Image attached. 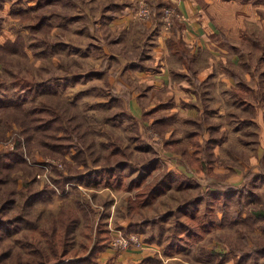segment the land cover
<instances>
[{"label":"rangeland","instance_id":"obj_1","mask_svg":"<svg viewBox=\"0 0 264 264\" xmlns=\"http://www.w3.org/2000/svg\"><path fill=\"white\" fill-rule=\"evenodd\" d=\"M41 1V9L46 16L54 15L49 20L52 27L47 34L30 32L28 28L20 29L21 11L29 8L35 10L37 0H0V130L6 129L8 116L21 117V108L16 103L26 102L30 107L35 102L51 103V100L60 98L74 108L78 120L89 125L92 132L89 131L87 138L94 139L93 147L102 150L100 154H110L115 146L125 153L126 156H121L125 165L121 173L125 175L126 184L144 181L143 185H148L168 173L172 185L168 192L138 213L129 211L127 207L128 197L137 192V188L114 190L92 183L67 182L64 190H61L50 179V162H56L54 159L57 162L64 160L43 156L42 150H46V147L38 144V138L49 140L51 138L46 135L55 134L56 139L60 140L58 143L72 142L79 147L82 143L61 140L59 137L64 132L49 128L32 132L29 139L31 151H28L21 135L22 129L16 120L12 121L5 139H0V142L10 138L15 147V137H20L25 161L16 163L10 170L13 177L18 175L19 178L16 182L10 181L1 186L0 195L5 194L6 189L19 190L24 178L43 194L35 201L24 221H12V217L18 214L15 206L1 215L5 223L0 227V247L22 249L20 240H24L23 235H37L35 227L25 222L34 220L32 214L42 212L43 217L38 224L41 226L50 213L58 212L63 205H72L81 215L73 236L72 252L75 253L72 256L82 257V245L92 232L86 224L95 227L102 217L112 238L115 234L123 233L121 227L136 223V232L143 244L128 251L141 252L139 257L142 254L143 259L149 257L150 264H237L241 255L234 251V247L241 243L238 240L240 231L237 223H229L223 211L236 214L233 212V199L238 195L242 197L240 204L243 209L251 205L247 202L250 200L247 194L259 195L260 201L264 202V115L255 117L251 111L243 112L241 107L233 106L229 100L210 99L212 109H216L217 114L221 110L224 112L212 115L205 107L192 108L189 105L195 106L193 103L186 105L178 100L184 95L177 88H171L167 76H146L147 68L157 73V69L163 67L160 61H152L147 56L150 42L145 51L142 45H136L139 40L135 35L137 33L129 35L118 26L112 28L109 19L118 14L122 7L128 6L136 14L147 3L153 11L151 19L137 22L152 21L155 24L152 19L159 18L160 25L168 30L162 20V11L164 8L172 9L171 5L160 7L148 0ZM46 27H49L48 22ZM19 35L24 38V52H8V49L18 45L15 40ZM48 42L54 46L48 45ZM129 56L133 58L127 59ZM164 60L162 62H166L169 68L176 63L172 57ZM19 77L34 81V89L12 83L14 78ZM158 81L163 83L160 89L158 85H153L159 84ZM260 111L263 113V110ZM212 113L216 114L214 110ZM251 116L256 122L242 121ZM199 117L204 125L219 124L216 131L206 133L220 135L224 132L221 139L217 138L219 142L213 149L215 165L212 176L198 174L187 160L193 149L188 129L195 130L198 126L189 119ZM201 138H204V134ZM76 146L71 147V153L63 156L66 160H70L78 150ZM13 149L0 143V151L9 153ZM45 166H48V170ZM66 173L69 174L68 171ZM245 174L248 178L244 184ZM254 175L255 180L249 179ZM212 183H221L224 189L215 188ZM46 184L53 185L56 190H46ZM243 185L245 188L242 189L246 191L231 194L234 191L230 189ZM84 199H88L95 210L91 214L93 223L82 216L79 203L84 205ZM77 200L80 201L78 204ZM183 224L184 227L189 224V234L181 231ZM173 239L176 241L173 242ZM109 255L103 264H132L131 261L135 260L122 263L124 260L116 261V256ZM98 257L95 264H100ZM257 260V264L264 263V257ZM238 264H253V260Z\"/></svg>","mask_w":264,"mask_h":264},{"label":"trees","instance_id":"obj_2","mask_svg":"<svg viewBox=\"0 0 264 264\" xmlns=\"http://www.w3.org/2000/svg\"><path fill=\"white\" fill-rule=\"evenodd\" d=\"M41 2V0H37L35 10L29 8L28 10L21 11L22 20L19 22L20 29L28 28L30 32L34 33L43 32L47 34L49 32L47 30H50L52 27V23H50L49 20L53 18L54 15L47 17L45 11L41 9L43 7ZM31 11H33V13H31ZM47 22L49 27H46ZM175 22L176 20L174 18L173 23ZM136 27L142 28V22H137ZM15 41L18 45L15 48L11 47L8 49V52H24L25 44L23 36L19 35ZM48 45L54 46L51 42H48ZM12 83L16 85L23 84L22 87H27L30 90L34 89V81H26L22 77L18 79L14 78ZM249 94L251 93L249 92ZM258 96L259 92L256 93V95L254 94V98L251 96H243L241 101L243 112L249 110L257 117L260 110H263L262 115H264V108H262ZM16 105L21 108L20 112L22 115L21 117H13L12 115L7 117L5 120L6 129L0 130V139H5L6 132L11 127L12 121L16 120L22 129L21 135H23L22 137H24L26 141L28 151H31L29 139L32 137V132H39L49 128L58 131L62 130L64 134L59 137L61 140H77L79 143H82L80 147L72 142L67 144L58 143L60 140L56 139L57 135L55 134L46 135V137L51 138L49 140L38 138V144L46 147V150L41 149L43 156L46 158H48V156L54 158L60 157L65 161H63L64 164L67 162L65 166L62 161L57 162V159H54L56 162H50V179L56 188L64 190L67 182H78L84 183L85 185L92 183L94 186H102L114 190L137 188V192L127 199L129 211L137 213L140 212L143 207L145 208L150 203H153L159 196L170 190L172 181L168 173H164L161 178L156 179L153 183L148 185H143L144 181L137 184H133V181H131L126 184L124 179L125 175L121 173V169L125 167L124 160L121 159V156H126L125 153L121 152L120 148L115 146L110 151V154H100L102 150L93 147L94 139L92 137L90 139L87 138L89 131L92 132V130L89 129V125H84V121L78 120L79 116L75 114L74 108L62 99L57 98L51 100V103L47 101L35 102L30 107H27L26 102H19L16 103ZM29 116H32L31 119H28ZM251 118L243 119L242 121L251 120L252 123L255 121V118L253 116H251ZM189 120L193 123H197L198 126L195 130L188 129V135L191 137L190 142L193 146L192 153H190L187 158L188 163L198 174L212 176L215 165V152L213 149L219 142L217 138L221 139L224 132L220 135H212L209 133V138L202 139L201 136L205 131H216L219 124L212 123L204 125L201 117L190 118ZM72 146H76L78 150L73 153L70 160H66L63 156L66 153L72 152ZM24 161L25 157L22 148V139L17 136L15 137V147L12 151H9V153L0 151V189L1 186L6 183L10 181L16 182L18 180L19 176L15 175L13 177L10 170L15 167L16 163ZM67 171L69 174L66 173ZM37 174L38 173H36V178ZM247 178V174L243 175L244 184L246 182H244V180ZM24 179L19 190L16 191L15 188L6 189L5 194L0 195V227L5 223L1 215L6 212L8 208L11 206L17 207L18 214L12 217L13 222L24 221L31 208L34 206L35 201L43 194V192L33 188L31 181L26 178ZM249 179L255 180L256 176L254 175L252 178L249 176ZM212 185L215 186V188L219 187L224 189L221 183H212ZM54 186L46 184V190L54 192L56 190ZM178 186V188H181V185ZM242 188H245V185L230 189L234 191L231 194H240L241 191H246ZM247 195H250V200L247 202L251 204L247 209L241 208L240 203L242 202V197L238 195L236 199H233V212H236V214H228V212L223 211V215L227 216L229 223H237L240 231L238 240H241V243H237V247H234V251H238L241 255L237 264L240 261L250 259L253 260V264H257L258 257H264V202L260 201L259 195L253 193ZM78 201L79 200H77V204ZM83 203L84 205L79 203V207L83 214L82 216L85 220L89 219L93 223L94 218H92V215L95 210L88 199H84ZM238 205H240V209ZM80 216L76 207L72 205H63L58 212L50 213L48 219L39 226L38 224L43 217L42 212L38 211L32 214L34 220L25 222L30 224V227H35L34 230L37 232V235H23L24 240H20L22 243V249L20 250H12L11 248L2 249L0 247V264H95L97 262V256L108 247H112L111 231L102 217L97 221L95 227L86 224L88 227L90 226L92 232L87 235V242L82 245V257H76V255H74V257L72 256L75 253L72 252V241L74 232L81 221ZM190 218L192 219V217ZM188 226L189 224L184 227L183 224L181 231L189 234L190 229ZM121 229L123 235L137 233V224L130 223L126 228L121 227ZM1 240L2 233H0V246ZM173 240V242L176 241L175 239ZM149 262L150 258L148 257L134 264H150Z\"/></svg>","mask_w":264,"mask_h":264},{"label":"crops","instance_id":"obj_3","mask_svg":"<svg viewBox=\"0 0 264 264\" xmlns=\"http://www.w3.org/2000/svg\"><path fill=\"white\" fill-rule=\"evenodd\" d=\"M148 1L160 7L171 5L182 17L175 18L176 22L168 30L160 25L159 18L152 19L155 24L142 21L143 27L137 28L138 19L128 6L108 18L112 28L118 26L129 35L137 33L136 45H142L145 51L150 42L147 56L152 61H160L163 67H159L157 73L147 68L146 76H167L171 88L184 95L178 100L186 105L193 103L195 106L189 105L192 108L205 107L212 115L224 112L217 114L210 99L229 100L233 106L242 108L243 96L254 98L258 92L264 108V0ZM148 33L151 35L147 36ZM171 57L176 63L169 68L162 60ZM153 85H158V89L163 87L160 82ZM259 114L262 116L261 111ZM208 135L205 132L204 138ZM140 254L108 248L99 254L98 261L103 264L109 255L116 256V261L124 260L122 263L135 259L131 261L134 264L143 259Z\"/></svg>","mask_w":264,"mask_h":264},{"label":"built area","instance_id":"obj_4","mask_svg":"<svg viewBox=\"0 0 264 264\" xmlns=\"http://www.w3.org/2000/svg\"><path fill=\"white\" fill-rule=\"evenodd\" d=\"M174 9L164 8L162 11V20L164 21L167 28L172 26L174 18H181L180 13H174ZM153 15L152 8L144 3L136 12L135 16L138 20H150ZM8 149H13L14 144L10 138L6 142H0ZM61 166V165H60ZM48 170V166H45ZM143 244L140 236L137 233H130L129 235L115 234L111 239V246L119 252L130 250V248H140Z\"/></svg>","mask_w":264,"mask_h":264}]
</instances>
